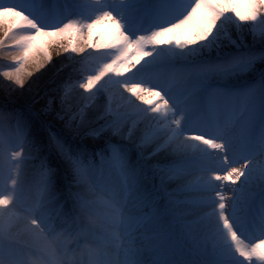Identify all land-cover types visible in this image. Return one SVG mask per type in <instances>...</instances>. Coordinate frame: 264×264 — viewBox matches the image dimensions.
Here are the masks:
<instances>
[{
	"label": "snow or ice",
	"instance_id": "1",
	"mask_svg": "<svg viewBox=\"0 0 264 264\" xmlns=\"http://www.w3.org/2000/svg\"><path fill=\"white\" fill-rule=\"evenodd\" d=\"M0 31L6 97L67 61L0 110V264H264V0H0Z\"/></svg>",
	"mask_w": 264,
	"mask_h": 264
},
{
	"label": "rangeland",
	"instance_id": "2",
	"mask_svg": "<svg viewBox=\"0 0 264 264\" xmlns=\"http://www.w3.org/2000/svg\"><path fill=\"white\" fill-rule=\"evenodd\" d=\"M0 38H3V33L0 31ZM58 49H51L52 57H53V64L48 66L47 71L45 72L44 69H41V72L44 73V75H41L40 73H36L37 79L34 80L32 89L29 92H23V90H18L17 93H14L11 97H6L5 95V89L4 84L8 83L7 81L3 80V77H0V94L9 102L14 103L15 101H18L21 104H29L32 103L33 98H35V94L40 90L43 89V87L46 85L47 82H50L51 77L57 73V70L62 67V65L66 64L67 61L62 59L60 56L57 55ZM8 62L6 60V51L0 50V67L4 63ZM23 92V94H20ZM43 101V100H42ZM41 100L37 102V105L41 108L44 107V103ZM41 104V105H39ZM39 107V108H40ZM47 118V117H45ZM0 133H2L5 136H11L12 135V127L11 123L8 120H2L0 119ZM50 131L48 129H45L43 132V135L45 138L50 135ZM35 163V162H29Z\"/></svg>",
	"mask_w": 264,
	"mask_h": 264
},
{
	"label": "trees",
	"instance_id": "3",
	"mask_svg": "<svg viewBox=\"0 0 264 264\" xmlns=\"http://www.w3.org/2000/svg\"><path fill=\"white\" fill-rule=\"evenodd\" d=\"M66 75V70L59 72V73H55L52 77H51V81L47 82L46 85L43 87V89H40L37 93H39V95L35 94V101L36 103L33 105L34 109L39 112L42 108L40 106L37 105V102H39L40 100L42 101L43 99H41V97L44 96L45 91L51 93L52 90L54 88H56L59 83L61 82V80L64 78V76ZM33 101V100H32ZM45 104V101H42ZM32 104V103H29ZM29 104H21L18 101H15L14 103L9 102L8 100H6L1 94H0V110L3 111H11L13 108L16 109H24L26 108ZM41 105V104H39ZM40 107V108H39ZM46 119H51L50 117H47ZM54 127H59V122H54L53 124Z\"/></svg>",
	"mask_w": 264,
	"mask_h": 264
}]
</instances>
